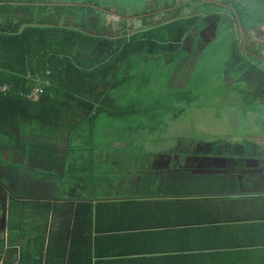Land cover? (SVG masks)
I'll return each instance as SVG.
<instances>
[{
  "label": "crops",
  "instance_id": "1",
  "mask_svg": "<svg viewBox=\"0 0 264 264\" xmlns=\"http://www.w3.org/2000/svg\"><path fill=\"white\" fill-rule=\"evenodd\" d=\"M69 126L62 124L54 137L41 124L20 128L26 149L39 152L16 155L25 172L0 183V264H264L263 144L262 152L216 158L198 149L179 157L166 148L121 195L119 180L97 188L94 170V186H79L71 167L91 154L76 151L92 145L77 141L79 130L67 141ZM129 145L121 139L109 146ZM100 156L94 155L95 167L102 172ZM78 203L89 204L88 216L72 244Z\"/></svg>",
  "mask_w": 264,
  "mask_h": 264
},
{
  "label": "trees",
  "instance_id": "2",
  "mask_svg": "<svg viewBox=\"0 0 264 264\" xmlns=\"http://www.w3.org/2000/svg\"><path fill=\"white\" fill-rule=\"evenodd\" d=\"M195 1L175 7V2L163 5L169 8L164 16L155 12L157 7L150 9L149 14L135 17L139 24H134L126 18L130 14L110 12L98 0L64 5L54 0H0V86L5 87L0 90V153L3 148L8 151L26 147L27 140L21 139L20 128L27 123L41 124L51 137L56 136L62 124L70 123L66 136L69 141L83 126L92 131L100 114L121 118L125 114L122 92L128 87L120 88L132 78V62L135 64L142 53L150 54L153 50L171 54L175 61L182 46L189 42V31L203 36L205 30L208 34L207 18L213 14L227 20L234 34L231 45L239 44L231 51L232 58L239 50H259L253 45L258 24L255 22L259 19L252 17L255 22L250 24L247 3ZM111 14L116 15L115 19L105 24V16ZM156 15L161 16L159 20H154ZM237 17L246 40L244 49ZM184 19L191 21L189 27L183 24ZM261 56L249 54L263 68ZM249 63L243 68L247 73L253 62ZM254 70L255 76L248 80V92L252 95L258 84L264 82V71ZM76 205L72 244L89 208L87 203Z\"/></svg>",
  "mask_w": 264,
  "mask_h": 264
},
{
  "label": "rangeland",
  "instance_id": "3",
  "mask_svg": "<svg viewBox=\"0 0 264 264\" xmlns=\"http://www.w3.org/2000/svg\"><path fill=\"white\" fill-rule=\"evenodd\" d=\"M54 1L64 5L91 0ZM184 1L186 0H182ZM243 1L247 3L245 6L250 21L252 17L259 19V22H250L251 25L253 22L258 23L254 28L253 42L256 50L260 47L258 51L252 53L239 50V54L236 53L232 58L233 54L230 53L239 44L231 45L234 34L227 26V20L213 14L207 18V27L211 36L215 29V38H203L200 32L191 30L189 42L182 46L183 50L175 61L171 54L172 57L153 50L150 54L142 53L141 59L135 64L132 62V78L120 88L123 90L128 87L122 92L121 99L125 114L121 118L100 114L92 131L83 126L75 135L78 142L92 145L83 144L85 149L76 151L87 152L91 156L83 157L81 164L71 167V173L82 182L79 186L83 190L88 191L90 184L94 186V170L98 173L97 188L105 190L109 184L119 180L123 185L120 194H129L131 186L143 178L142 169L149 170L147 160L156 158L153 155L160 154L166 148H174L173 152L178 151V154L183 151L195 153V149H198L197 154L215 158L237 153L234 150L244 153L248 150L262 152L264 82L258 84L257 91L252 95L248 92V80L255 76L254 68L264 71L263 63L262 68L249 58V54L256 53L264 59V0ZM170 2L171 0H102L101 6L108 8L110 12L130 14L126 18L139 24L135 17L149 14L150 9L157 7L156 13L166 15L169 8H163V5ZM217 3L221 4V1ZM137 12L141 14H133ZM160 15H156L154 20H159ZM115 16H105V24L114 20ZM183 24L189 27L187 24H191V21L184 19ZM249 62L253 64L247 73L243 68L248 67L246 64H250ZM257 95L261 97L259 101ZM121 139L129 141L130 145L122 150L110 148L113 141ZM162 147L165 149L161 150ZM27 152L30 153L26 147H13L0 153L1 184H10L7 181L10 175H17L15 171L25 172V163L17 156L25 157ZM96 153L101 155L97 165L102 172L95 167ZM240 154L237 153L236 157H240ZM18 162L19 167L14 165ZM44 164L48 166L47 161ZM146 181L144 179L143 183ZM18 184L25 186L23 182Z\"/></svg>",
  "mask_w": 264,
  "mask_h": 264
},
{
  "label": "water",
  "instance_id": "4",
  "mask_svg": "<svg viewBox=\"0 0 264 264\" xmlns=\"http://www.w3.org/2000/svg\"><path fill=\"white\" fill-rule=\"evenodd\" d=\"M132 17H133V15H132ZM175 17H177V15H176ZM237 20H238V23H239V29H240L241 35H242V37H243L242 48H245L246 40H245V36H244V31H243V28H242V26H241V23H240L238 17H237ZM84 31L87 32V34H93V31H88V30H84Z\"/></svg>",
  "mask_w": 264,
  "mask_h": 264
},
{
  "label": "flooded vegetation",
  "instance_id": "5",
  "mask_svg": "<svg viewBox=\"0 0 264 264\" xmlns=\"http://www.w3.org/2000/svg\"><path fill=\"white\" fill-rule=\"evenodd\" d=\"M184 153H185V152H180V153H179V157H184Z\"/></svg>",
  "mask_w": 264,
  "mask_h": 264
},
{
  "label": "built area",
  "instance_id": "6",
  "mask_svg": "<svg viewBox=\"0 0 264 264\" xmlns=\"http://www.w3.org/2000/svg\"><path fill=\"white\" fill-rule=\"evenodd\" d=\"M4 86H0V90H4ZM37 89H35V91H36Z\"/></svg>",
  "mask_w": 264,
  "mask_h": 264
}]
</instances>
